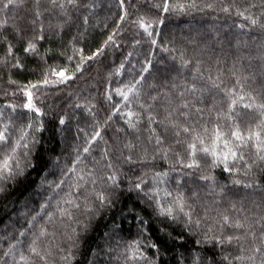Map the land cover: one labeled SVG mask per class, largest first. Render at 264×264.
<instances>
[{
	"label": "trees",
	"instance_id": "obj_1",
	"mask_svg": "<svg viewBox=\"0 0 264 264\" xmlns=\"http://www.w3.org/2000/svg\"><path fill=\"white\" fill-rule=\"evenodd\" d=\"M6 2L0 130L7 126L10 139L0 161L18 140L27 148H17L11 171L0 176V264H194V257L228 264L225 256L252 264L238 255L261 264L254 250L264 253V161L250 142L226 172L211 156L193 157L188 145L211 146L216 128L225 139L237 124L245 134L259 130L261 117L243 104L264 103V0H195L193 7L171 0L185 8L167 13L155 7L161 0ZM29 43L34 54L24 51ZM53 69L73 79L33 90L39 113L22 108L20 89L60 79ZM193 160L200 166H185ZM161 207L178 218L158 215ZM225 216L256 233L241 242L243 251L219 243L242 234L224 225Z\"/></svg>",
	"mask_w": 264,
	"mask_h": 264
},
{
	"label": "snow or ice",
	"instance_id": "obj_2",
	"mask_svg": "<svg viewBox=\"0 0 264 264\" xmlns=\"http://www.w3.org/2000/svg\"><path fill=\"white\" fill-rule=\"evenodd\" d=\"M20 3H23V0H19ZM40 0H36V3L39 4ZM77 0H51V3L53 6H59L60 8H64L65 4L67 5H75ZM17 3V0H7L6 3L3 4V8H8L10 5H13ZM121 3H123V0H121ZM195 5V0H192V4L188 5L189 7H193ZM208 7H212V5H207ZM255 6V5H253ZM156 8L161 9L163 12L167 13L169 11H175L177 9L179 10H184L185 5L184 4H175L172 3L171 0H161L160 3H157L155 5ZM2 10V9H0ZM225 12H228V8L223 9ZM238 15L243 16V12H238ZM37 16H39V13L37 12ZM125 17L121 16L120 19L123 20ZM245 19H251L250 17H245ZM7 21H2L0 22V27H2L4 24H6ZM32 23H35L33 21ZM251 23L255 25L257 23V20L252 19ZM140 27L144 29V31L151 36L152 33L149 31L150 25H145L142 21L140 22ZM43 39V37H40ZM113 37L109 36L108 39L104 42V45L107 46L110 42H112ZM152 43H156L155 40L152 41ZM24 51L27 53H35L36 52V45L34 43H29L26 48H24ZM83 50H81L82 52ZM7 52L9 55L12 54L13 49L12 46L9 45ZM103 52V47L98 49L96 52L93 53L92 56L88 57H82L81 59V64L77 66L76 71H82L83 69V64H85L87 61L94 59L96 56L102 54ZM71 59V57L69 58ZM2 63V62H0ZM13 67L19 68L21 65L15 64ZM146 70V69H145ZM52 74L55 76L60 77L58 80H50L48 79L47 76L43 79L42 82L39 83H32L29 85H25L22 89H20L21 93L23 96L27 98L26 102L21 105L22 108L28 109L29 111L39 113L40 109L36 106L34 102V94L33 90L39 89L43 85H49V84H54V83H66L67 81L73 79V76L65 75V72L62 71H55L54 69L52 70ZM247 79V78H245ZM10 83L15 84V81H10ZM218 87V86H217ZM120 95H123L125 99H127V95L123 92L119 93ZM244 97H239V100H243ZM254 97L252 100L254 101ZM238 103V100H232V108L234 109L235 105ZM187 107V105H185ZM244 109H250L259 114L261 117L260 123L256 126L259 130H251L247 134L241 131L239 125L234 126V130L231 131L230 136L232 139H225V134L220 128H216L213 132V141L211 146L209 147H200L197 148L196 143H191L188 145V148L191 150V155L194 157L197 152L203 153L205 156H211L213 157V163L214 164H223L224 166V171L226 172H232L233 169L228 166L229 160L231 161H242L244 160V152L242 149L246 148L249 146L250 142L252 147L255 149V153L258 157L259 160L264 161V103H259L256 104L254 102L250 103H245L243 104ZM61 123H64L63 120L60 121ZM133 127L135 125H132ZM28 127H32V125H28ZM207 131V130H205ZM183 132L189 133L190 129L188 127L183 128ZM179 135V133H177ZM96 136H99V133H96ZM25 137L22 135L20 137V140H23ZM95 138V137H94ZM9 135H8V129L7 126H5L2 130H0V148L3 146H9ZM195 139L199 142L200 145L204 144V139L201 138L200 136H196ZM158 144L161 143L160 139H157L156 141ZM222 144L223 148L220 151H217L218 147ZM24 147L27 148V144L21 145L19 140L16 141L14 145H10L11 152L10 154H7L4 156L3 160L0 161V176H3L4 173H7L11 171V164L10 160H16L15 153L17 148ZM85 151H88V149H85ZM188 168H196L199 167L200 165L198 164L197 161L193 160L192 163H189L185 165ZM201 179H210V177H201ZM234 183L239 184L240 181H234ZM244 187H252L251 184L244 185ZM136 188H140V184H136ZM170 195V193H169ZM98 199L103 200L104 197L103 195H100ZM177 208L179 209L180 213H183L184 216L188 217V222L189 224L193 223L191 219V215L189 213L184 212V206L183 203L177 202ZM158 215L163 216L165 218H171L173 220L177 219L178 217L174 215L173 213V208L172 207H161L158 211ZM195 224H199V221H195ZM223 223L225 226L237 230H242L241 235H229L226 236L223 240H219V243L221 245L223 244H228L232 245L233 242L237 244L239 247L240 251H243V245L242 241L246 240L247 237L252 236L255 237L256 233L251 231V226L245 227V224L240 222L239 220L235 222H231L230 218L228 216L223 217ZM260 240L262 243H264V225L261 226V232H260ZM196 243H200V241H196ZM32 252H36L35 248L31 249ZM256 253H261L262 259H261V264H264V253L261 252V248L257 247L254 250ZM7 255V253H5ZM22 261H24L26 258L21 256L20 258ZM199 257H194V264H199ZM235 260L237 261H251L252 264H255L256 261V256L251 255V256H244V255H238L234 257ZM224 261H228V264H231L229 261V257L225 256L223 257ZM212 264H216L215 260L212 261Z\"/></svg>",
	"mask_w": 264,
	"mask_h": 264
}]
</instances>
